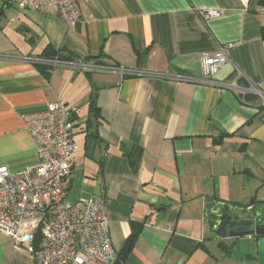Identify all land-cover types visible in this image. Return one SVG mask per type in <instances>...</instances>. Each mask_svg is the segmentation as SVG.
<instances>
[{"label":"crops","instance_id":"1","mask_svg":"<svg viewBox=\"0 0 264 264\" xmlns=\"http://www.w3.org/2000/svg\"><path fill=\"white\" fill-rule=\"evenodd\" d=\"M263 5L78 0L81 19L68 28L51 7L18 9L0 0V165L37 163L23 116L59 101L74 114L77 146L68 199L105 200L114 264H264V235L219 239L206 216L210 200L264 214L258 96L161 76L199 77L201 54L232 42L230 62L213 79L264 93ZM58 55L133 72L32 60ZM93 93L97 111L89 114ZM28 248L0 233V264H34Z\"/></svg>","mask_w":264,"mask_h":264},{"label":"built area","instance_id":"2","mask_svg":"<svg viewBox=\"0 0 264 264\" xmlns=\"http://www.w3.org/2000/svg\"><path fill=\"white\" fill-rule=\"evenodd\" d=\"M18 9L51 7L66 23L75 26L81 19L78 0H5ZM260 11L264 13V5ZM219 11L203 12L205 17ZM234 43L220 44L200 57L201 75L165 74L174 81L224 85L236 93H253L264 107V93L254 86L243 88L232 83H217V71L230 62ZM79 68L130 74L133 71L113 65L75 60L32 59ZM241 73L238 71L236 79ZM26 130L35 142L37 163L18 170L0 165V233L9 237L14 247L29 246L34 264H114L117 253L109 234L108 206L104 199H68L73 153L71 111L59 101L48 103L42 111L23 116Z\"/></svg>","mask_w":264,"mask_h":264},{"label":"water","instance_id":"3","mask_svg":"<svg viewBox=\"0 0 264 264\" xmlns=\"http://www.w3.org/2000/svg\"><path fill=\"white\" fill-rule=\"evenodd\" d=\"M207 224L216 238L226 237L225 230H238L234 235H264L263 209L257 206H233L210 200L206 206ZM220 231V232H219Z\"/></svg>","mask_w":264,"mask_h":264},{"label":"trees","instance_id":"4","mask_svg":"<svg viewBox=\"0 0 264 264\" xmlns=\"http://www.w3.org/2000/svg\"><path fill=\"white\" fill-rule=\"evenodd\" d=\"M53 57V56H52ZM59 57V58H58ZM58 59H60V56L58 55ZM69 57H65V58H63L62 57V59L61 60H72V59H68ZM250 97H252V96H250V95H247L246 96V98H250ZM88 107H89V114H94L96 111H97V108H96V102H95V97H94V93L93 94H91V98L89 99V102H88ZM71 116H72V120H73V116H74V114L71 112ZM131 244H132V237H130L128 240H127V242H126V246H125V251L126 252H128L129 251V249H130V247H131ZM117 258H118V254H117ZM117 260V259H116Z\"/></svg>","mask_w":264,"mask_h":264},{"label":"flooded vegetation","instance_id":"5","mask_svg":"<svg viewBox=\"0 0 264 264\" xmlns=\"http://www.w3.org/2000/svg\"><path fill=\"white\" fill-rule=\"evenodd\" d=\"M224 204H227V203H224ZM234 206V205H233ZM244 206H250V205H244ZM220 232V231H219ZM228 232L230 233V234H232V235H234L235 233H238L239 231L238 230H229V229H226L225 230V233H226V237L225 238H235V237H233V236H229L228 235Z\"/></svg>","mask_w":264,"mask_h":264},{"label":"bare ground","instance_id":"6","mask_svg":"<svg viewBox=\"0 0 264 264\" xmlns=\"http://www.w3.org/2000/svg\"><path fill=\"white\" fill-rule=\"evenodd\" d=\"M85 63H87V62H85Z\"/></svg>","mask_w":264,"mask_h":264}]
</instances>
